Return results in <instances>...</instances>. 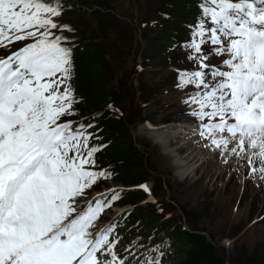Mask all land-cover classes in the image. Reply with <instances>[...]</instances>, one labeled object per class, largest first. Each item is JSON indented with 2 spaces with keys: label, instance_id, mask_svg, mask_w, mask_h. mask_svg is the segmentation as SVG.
<instances>
[{
  "label": "snow or ice",
  "instance_id": "6c2138e0",
  "mask_svg": "<svg viewBox=\"0 0 264 264\" xmlns=\"http://www.w3.org/2000/svg\"><path fill=\"white\" fill-rule=\"evenodd\" d=\"M199 7L182 45L192 68L175 69L176 87L194 89L182 101L197 122L193 134L264 180V0ZM63 10V0H0V50L8 53H0V264H162L160 246L143 260L130 246L121 255L116 221L99 226L123 189L87 198L115 173L97 163L107 145L90 146L100 139L88 131L94 125L67 119L79 100L62 35L74 29L56 19ZM138 187L155 203L148 185Z\"/></svg>",
  "mask_w": 264,
  "mask_h": 264
},
{
  "label": "rangeland",
  "instance_id": "374dc122",
  "mask_svg": "<svg viewBox=\"0 0 264 264\" xmlns=\"http://www.w3.org/2000/svg\"><path fill=\"white\" fill-rule=\"evenodd\" d=\"M75 1L80 5V10L65 16V19L77 28L73 37L69 39V46L73 48L74 61L71 84L79 100L74 105L77 115L71 119L94 125L88 131L99 136L100 139L93 138L89 144L90 146L107 145L96 154L97 163L99 167L114 172L112 179L117 181L116 168L112 164L109 168L104 167L110 160L108 154L111 144L110 136L107 135L104 127L103 109L106 108V104L101 103L98 108L93 107L94 101L90 100L91 91L99 98L101 94L96 86L91 87L89 71L83 60L84 42H89L90 37L101 32L96 27L97 22L92 16L94 12H88L85 9L89 5ZM97 1H102V9L111 10L120 19H125L126 23L132 24L131 29L123 24L117 27L124 42L122 43L123 40H121L112 45V42L109 43L112 40L108 30L109 23L102 19V61L108 63L109 94H113L117 101L116 95L122 100L116 106L118 110H122V119L126 124L125 137L134 143V147L139 152L145 150L144 156L148 158L153 169L152 175L164 182L161 190H157L155 185H152L151 176L139 184L148 185L152 198L155 200V203H152L145 192L144 202L150 204L148 211L152 212L142 217L147 218L149 214L156 212L161 218H166L171 223L175 221V225L179 223L184 230L189 229L187 223H192L198 229L197 232L210 240L218 253L223 256L225 264H248L249 260L252 263L260 258L263 259L262 264H264V180L249 176L246 167L238 169L234 158H230L225 163L219 151H209L196 140L193 134L196 126L191 123L190 117L183 116L184 107L181 103L184 97L174 88V78L168 71L167 62L162 56L154 54L155 44L152 42L157 36H155V29L152 28L160 25L162 17L165 18L169 11L165 5L163 6L164 0H146L149 4L147 7L145 4L142 6L143 0ZM154 5L157 6L153 7ZM96 8L97 5H91L89 9L94 11ZM142 17L146 26L141 31L138 20ZM134 29L136 32L132 43L133 47L136 46V50L127 61L118 63L121 59L118 54L122 55L121 53L125 52L129 45L127 33L134 32ZM147 31L151 38L149 40L141 37V32ZM106 34L110 40L105 38ZM165 37L162 38V42L164 46H167ZM89 46L92 47V44ZM107 47L111 49L113 61L110 55L105 54L104 50ZM131 59L135 61L136 67L138 64L142 65V61L145 64L138 66L134 71L131 68ZM129 68L132 74L127 81L122 77V71ZM123 83L125 85L121 87ZM112 108L114 111L115 108ZM193 120L196 122L195 118ZM186 123L191 125V134L188 132L186 134V125L184 126ZM149 125L151 129L169 128L171 134L169 138L172 139L171 137L174 136V139L171 141L167 138L165 143H156L155 140L150 139L148 129L140 130L146 127L150 129ZM182 171L184 175H181ZM115 185L120 183L108 181L104 185H99L96 190ZM139 185L125 188L133 191L139 188ZM144 202L141 201L138 205L142 207L145 205ZM126 206L128 205H123L121 208ZM116 211L117 209H108L106 213L112 217ZM165 235L171 237L169 246L170 251L174 253L169 257L168 264H176L182 260L183 251L187 246L179 243L180 239L174 231L166 232Z\"/></svg>",
  "mask_w": 264,
  "mask_h": 264
},
{
  "label": "trees",
  "instance_id": "16d2710c",
  "mask_svg": "<svg viewBox=\"0 0 264 264\" xmlns=\"http://www.w3.org/2000/svg\"><path fill=\"white\" fill-rule=\"evenodd\" d=\"M81 4H87L89 6H86V8H90L91 5H97V8L94 9V13H92V16L94 17V20L97 22L96 27H98L99 32L101 33H95L94 36L90 37L89 42L85 43V50L83 52L85 61V65L88 68L89 75H90V84L91 87L96 86L101 94V98L99 96H95L91 91V98L93 102V107L98 108L101 103L102 105L106 104V108L103 109V112H105V118H104V127L106 130V133L108 136H110L111 144L109 148V163L112 164L116 168L117 172V182L120 184H126L128 186L133 185H139L143 183L144 181L148 180V176H151L152 178V185H155V188L157 190H161L163 188L164 182L160 180L159 178L152 175L153 169L148 161V158L144 156V152H139L135 147L134 143L130 140H128L125 137L126 132V124L124 120L122 119V110H118V106H116L119 102H122L121 98L116 95L118 101L115 99V96L112 94L110 95L108 91V63H105L102 61L103 58V52H102V19L106 20L109 23V29L110 30V36H112V40L109 41V43L112 42V45L117 44L122 39V34H119L118 28L120 25H124L129 27L131 29L132 24L130 22L125 21V19H120L116 14H114L111 10L107 11L105 9H102V1L97 0H89L87 2H80V0H77ZM100 2V3H98ZM145 4L147 7L149 4L146 2V0L142 1V6ZM166 6L167 9H172L173 7V0H164L163 6ZM157 5H154L153 7H156ZM165 11V10H164ZM106 17L107 19H105ZM170 16L165 17L161 19L160 25L156 26L155 28V36L156 39L152 42L154 43V54L163 56L164 54V45L162 42V38H164L167 29V22H169ZM138 24L141 28V31L143 27H145L144 18L138 20ZM97 30V29H96ZM134 32H126L129 36L128 39V48L125 49L122 55L118 54V56L121 58L120 62H124L128 60V57L133 54V52L136 50V46L133 47V41L136 29H134ZM124 34V32H123ZM107 37V34L105 38ZM141 37H145V39L149 40L151 39L149 37V31L142 33ZM85 38V37H84ZM83 38V39H84ZM108 40L109 36L106 38ZM98 40V41H97ZM94 42V43H92ZM124 40L122 41V43ZM92 44V47L89 46ZM87 45V46H86ZM105 54L108 56L110 55L111 60L113 61L111 49L107 47L105 50ZM103 62V64H102ZM116 62V61H115ZM135 61L131 59V68L135 69L137 68L134 64ZM145 64L144 61H142V66ZM123 72V78H125L128 81V77L131 76L132 71L131 69H126ZM96 73L98 75L96 76ZM86 84V83H85ZM125 84L123 83L121 87H123ZM106 98H109L106 100ZM104 103V104H103ZM111 105V107H109ZM114 107V111L113 108ZM110 109V110H109ZM120 114V115H119ZM119 115V116H118ZM145 192H143L141 189H135L133 191H128V193L125 196L124 202L133 205L134 212L139 216H145V214L152 212L151 210L148 211V202H144V206H139L138 203L145 200ZM152 222L156 223V233L159 235V239H165L164 233L168 231H174L176 236L180 239L179 241L187 246L186 250L183 251V258L177 264H225L223 256L218 253L216 248L213 246V244L208 240L204 235L197 232V228L189 222L187 225L189 226V229L191 230H184L182 226L177 225L175 221H168L166 218H161L159 215H157L156 212L149 214L147 217ZM195 231V232H194ZM174 237V236H173ZM263 259L260 258L259 260L250 263V264H262ZM248 263V264H249Z\"/></svg>",
  "mask_w": 264,
  "mask_h": 264
},
{
  "label": "bare ground",
  "instance_id": "6f19581e",
  "mask_svg": "<svg viewBox=\"0 0 264 264\" xmlns=\"http://www.w3.org/2000/svg\"><path fill=\"white\" fill-rule=\"evenodd\" d=\"M140 118V117H139ZM145 126V125H144ZM150 126V125H149ZM148 126V127H149ZM149 130L148 133H150V139H152L153 141L155 140L156 143H165L167 138L170 139L169 137L171 136L170 132H169V128L165 129H151V126H150V129L149 128H143V129H140L142 131L144 130ZM182 130V129H181ZM177 131V130H175ZM185 131V130H184ZM184 134V133H183ZM147 136V135H146ZM148 137V136H147ZM147 137H143L145 139H148ZM172 139H170L171 141L174 139V136L171 137ZM161 139V140H160ZM181 175H184V171L181 172Z\"/></svg>",
  "mask_w": 264,
  "mask_h": 264
},
{
  "label": "water",
  "instance_id": "95a60500",
  "mask_svg": "<svg viewBox=\"0 0 264 264\" xmlns=\"http://www.w3.org/2000/svg\"><path fill=\"white\" fill-rule=\"evenodd\" d=\"M90 11H91V9H90Z\"/></svg>",
  "mask_w": 264,
  "mask_h": 264
}]
</instances>
